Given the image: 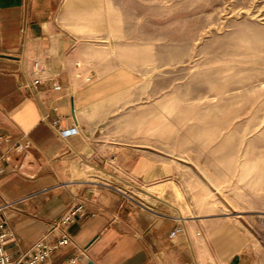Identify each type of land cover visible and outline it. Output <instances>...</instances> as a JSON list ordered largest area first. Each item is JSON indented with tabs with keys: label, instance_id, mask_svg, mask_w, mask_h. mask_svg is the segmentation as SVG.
I'll return each mask as SVG.
<instances>
[{
	"label": "crops",
	"instance_id": "0c3cea01",
	"mask_svg": "<svg viewBox=\"0 0 264 264\" xmlns=\"http://www.w3.org/2000/svg\"><path fill=\"white\" fill-rule=\"evenodd\" d=\"M82 5L0 0V223L13 233L7 250L17 256L42 237L55 241L52 225L83 201L84 214L64 227L72 241L54 249L50 263L254 264L240 237L204 215L185 216V230L170 237L181 211L166 185L174 165L148 149L117 147L91 116L79 68L82 32L67 27Z\"/></svg>",
	"mask_w": 264,
	"mask_h": 264
},
{
	"label": "rangeland",
	"instance_id": "374dc122",
	"mask_svg": "<svg viewBox=\"0 0 264 264\" xmlns=\"http://www.w3.org/2000/svg\"><path fill=\"white\" fill-rule=\"evenodd\" d=\"M79 1L67 27L105 136L173 164L179 216L264 264V0Z\"/></svg>",
	"mask_w": 264,
	"mask_h": 264
},
{
	"label": "built area",
	"instance_id": "2783aa9c",
	"mask_svg": "<svg viewBox=\"0 0 264 264\" xmlns=\"http://www.w3.org/2000/svg\"><path fill=\"white\" fill-rule=\"evenodd\" d=\"M35 68L39 67V63L35 62ZM39 82L38 80H36ZM57 121H54L56 123ZM22 148V145L17 146ZM116 155L111 157V161L116 160ZM6 158V153L0 150V174L3 171L2 163ZM85 203L83 201H77L60 217V219L52 225V230L58 231V236L55 241H49L46 237L38 239L30 248L21 253L20 255H12L6 247L7 238L13 235L12 231L8 229L3 223H0V264H52L50 263V257L54 249L68 244L72 241L71 235L65 231L64 227L69 222L74 220L77 216L84 214ZM186 217H177V223L170 232V237H174L177 234L185 230L183 219ZM77 262L76 257H72L69 260L63 261L60 264H75Z\"/></svg>",
	"mask_w": 264,
	"mask_h": 264
}]
</instances>
